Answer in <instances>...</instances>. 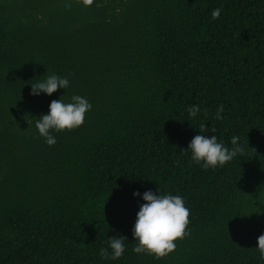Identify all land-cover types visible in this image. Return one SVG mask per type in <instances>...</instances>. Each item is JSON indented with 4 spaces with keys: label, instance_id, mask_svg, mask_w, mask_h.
Masks as SVG:
<instances>
[{
    "label": "trees",
    "instance_id": "trees-1",
    "mask_svg": "<svg viewBox=\"0 0 264 264\" xmlns=\"http://www.w3.org/2000/svg\"><path fill=\"white\" fill-rule=\"evenodd\" d=\"M52 73L68 87L31 95ZM73 94L91 109L49 146L35 120ZM199 133L242 151L203 168ZM148 189L189 209L162 257L132 251ZM261 233L264 0H0V264H258Z\"/></svg>",
    "mask_w": 264,
    "mask_h": 264
},
{
    "label": "clouds",
    "instance_id": "clouds-1",
    "mask_svg": "<svg viewBox=\"0 0 264 264\" xmlns=\"http://www.w3.org/2000/svg\"><path fill=\"white\" fill-rule=\"evenodd\" d=\"M221 8L212 10L211 15L216 18L220 15ZM70 81L67 76H59L52 73L43 80H37L31 85V95H39L41 92L51 95L58 88L66 89ZM63 96V95H62ZM61 96V97H62ZM52 99L48 112L41 114L35 120L38 134L44 138L47 145L56 143L53 132L71 130L83 124L85 113L91 109V103L84 96L73 94L68 102L61 99ZM199 111V105H191L187 109L188 116L194 117ZM223 105L216 109L215 118L222 119ZM214 132L215 130L212 129ZM238 135H232L230 143L226 146L215 135L196 134L187 146L190 159L203 168L216 167L232 160L242 151L238 143ZM133 196H140L144 203L140 204L136 218L131 229L136 253L147 252L156 257H162L175 249V240L186 235L189 209L180 195L158 194L151 189L143 193L133 192ZM127 238L121 235L107 237V247H101L99 253L102 258L118 259L125 250L124 241ZM258 253V264H264V233L256 240L255 246Z\"/></svg>",
    "mask_w": 264,
    "mask_h": 264
}]
</instances>
